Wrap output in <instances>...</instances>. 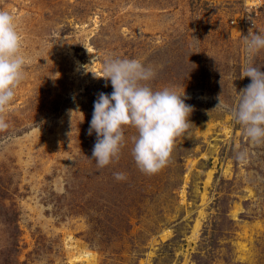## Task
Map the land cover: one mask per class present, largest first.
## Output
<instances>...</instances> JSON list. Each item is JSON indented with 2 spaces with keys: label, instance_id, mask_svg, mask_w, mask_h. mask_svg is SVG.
<instances>
[{
  "label": "rangeland",
  "instance_id": "obj_1",
  "mask_svg": "<svg viewBox=\"0 0 264 264\" xmlns=\"http://www.w3.org/2000/svg\"><path fill=\"white\" fill-rule=\"evenodd\" d=\"M0 10L29 60L0 132V264H264V145L223 106L251 82L247 66L264 71V49L250 57L243 45L250 28L264 31V0H0ZM108 56L140 60L156 73L143 83L193 106L156 174L137 167L132 126L118 161L90 159L94 101L113 91L90 71Z\"/></svg>",
  "mask_w": 264,
  "mask_h": 264
},
{
  "label": "clouds",
  "instance_id": "obj_2",
  "mask_svg": "<svg viewBox=\"0 0 264 264\" xmlns=\"http://www.w3.org/2000/svg\"><path fill=\"white\" fill-rule=\"evenodd\" d=\"M253 26L256 28L254 23ZM22 42L15 16L0 10V132L9 128L5 113L25 79L24 69L29 63L22 52ZM243 45L250 57L255 56L264 49V31L259 29L257 34L250 28L243 36ZM102 63V74L90 72L95 78H104L105 86L110 80L113 91L98 93L94 101L88 135L94 131L96 142L90 159L96 161L98 168L118 161L125 145L124 126H132L138 133L133 137L131 150L136 165L144 174H156L167 166L176 139L190 128L188 118L193 106L185 103L189 97L184 91L178 93L171 88L153 91L143 82L153 79L155 70L138 59L108 56ZM243 77H249L251 82L240 90L235 104H223L219 96L216 107L223 104L232 120L242 126L244 135L254 145H264V71L249 65ZM236 159L247 163L248 153L238 151ZM113 175L117 181L127 179L122 172Z\"/></svg>",
  "mask_w": 264,
  "mask_h": 264
},
{
  "label": "bare ground",
  "instance_id": "obj_3",
  "mask_svg": "<svg viewBox=\"0 0 264 264\" xmlns=\"http://www.w3.org/2000/svg\"><path fill=\"white\" fill-rule=\"evenodd\" d=\"M197 230V229H196ZM195 232V231H194Z\"/></svg>",
  "mask_w": 264,
  "mask_h": 264
}]
</instances>
